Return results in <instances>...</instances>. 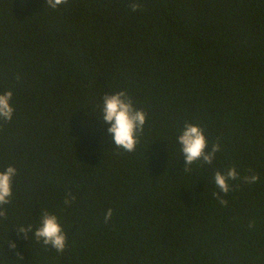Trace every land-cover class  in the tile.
Returning <instances> with one entry per match:
<instances>
[{
	"label": "trees",
	"instance_id": "1",
	"mask_svg": "<svg viewBox=\"0 0 264 264\" xmlns=\"http://www.w3.org/2000/svg\"><path fill=\"white\" fill-rule=\"evenodd\" d=\"M138 2L0 0V92L14 108L0 170L17 169L0 264H264V0ZM120 90L146 113L132 152L99 120ZM185 122L220 144L211 165L184 170ZM229 167L259 180L230 181L221 205L213 177ZM45 209L63 252L18 232Z\"/></svg>",
	"mask_w": 264,
	"mask_h": 264
},
{
	"label": "clouds",
	"instance_id": "2",
	"mask_svg": "<svg viewBox=\"0 0 264 264\" xmlns=\"http://www.w3.org/2000/svg\"><path fill=\"white\" fill-rule=\"evenodd\" d=\"M47 6L51 9H57L59 6L67 4L68 0H45ZM128 7L135 12L141 4L138 0H129ZM12 91L6 90L0 92V121L10 122L13 118L14 108L11 103ZM106 124L107 132L110 134L111 142L126 152H132L138 142V137L143 131L146 121V113L143 109L134 107L132 99L124 90L105 94L102 97L101 116L99 119ZM177 143L180 145V151L184 160V170L190 171V166L197 161L203 164L211 165L215 159L216 153L220 151V144L217 142L209 148L204 130L198 124L185 122L182 131L177 136ZM17 175V169L8 165L0 170V219L6 217L5 205L10 203L12 197V183ZM214 183L218 192L213 193V197L221 205H226L227 200L224 196L231 190L230 181L242 179V182L254 184L259 180L255 173L240 177L235 167H229L222 171L214 173ZM222 193L223 195H220ZM71 197V193H68ZM74 199V197L72 198ZM64 203H70V199L65 198ZM112 209L108 208L104 213V222L107 223L112 217ZM253 225L250 223L249 227ZM19 233L32 232L38 243L45 247H51L57 252H63L66 247V234L55 214L49 213L46 209L42 210L39 225L33 230L31 224L21 226ZM15 247V245H11Z\"/></svg>",
	"mask_w": 264,
	"mask_h": 264
}]
</instances>
